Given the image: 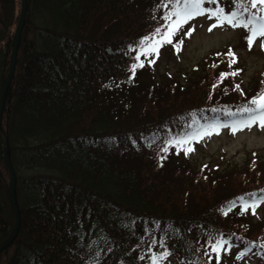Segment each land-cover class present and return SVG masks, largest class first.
Instances as JSON below:
<instances>
[{
    "label": "trees",
    "instance_id": "16d2710c",
    "mask_svg": "<svg viewBox=\"0 0 264 264\" xmlns=\"http://www.w3.org/2000/svg\"><path fill=\"white\" fill-rule=\"evenodd\" d=\"M28 1L3 115L21 226L0 258L12 250L7 264H150L149 254L171 250L185 264H209L201 245L210 233L264 252V231L250 234L240 212V197L264 195V178L233 174L221 188L211 169H167L168 142L191 139L230 105L211 91L161 101L154 83L130 81L133 50L162 23L161 0ZM0 3L1 91L20 9L19 0ZM218 58L217 68L230 59ZM9 182L0 151V243L15 225Z\"/></svg>",
    "mask_w": 264,
    "mask_h": 264
},
{
    "label": "rangeland",
    "instance_id": "374dc122",
    "mask_svg": "<svg viewBox=\"0 0 264 264\" xmlns=\"http://www.w3.org/2000/svg\"><path fill=\"white\" fill-rule=\"evenodd\" d=\"M20 1L18 10L21 7ZM206 5L210 7L208 3ZM162 9L163 7H160V13L163 12L161 15L164 14ZM213 23L215 18L209 19L207 15L196 17L185 24L172 38L173 44L183 40L178 49L173 45L164 44L159 48L158 54H153L147 59L141 55V63L146 69L138 73L141 74L139 79L143 80L142 84L145 87L151 83L158 87L155 91L156 99L169 101L172 95L181 96L192 92H195L194 98H197L201 94L207 96L211 91L214 92L215 101L231 103L233 100L255 94L258 89L264 87V50L261 49L264 37H257L249 50L243 27L232 28L225 24L213 28L210 32L208 29ZM15 26L12 28V35ZM190 28L194 31L190 37H185L184 32ZM2 46L0 44V49ZM228 49H233L235 52L236 68L239 71L235 76L224 78L217 85L218 72L215 71L216 65L212 60L218 57L216 52H225ZM134 52L138 54L137 50ZM148 60H153L154 63L149 64ZM197 65L203 67L202 72L197 70ZM233 71L236 70L231 69L227 73ZM213 83L216 85L213 86ZM237 84L240 88L236 90ZM151 87L150 90L153 89V85ZM186 151H188L187 156ZM170 155L172 159L167 166L170 171H173L174 167L184 168V166L193 172L202 170L208 172L211 169L214 177L216 175L217 179L225 183L220 186L221 188L233 185V174L238 176L247 174L256 179L264 178V129L253 125L251 128H243L234 133L231 127L216 128L211 135H204L200 141L189 143L184 147L175 146ZM253 157L255 160L258 158L256 165L253 164ZM204 165L207 167L204 168ZM215 166H218V169H215ZM243 215L247 218L246 222H250V225L246 224L250 234L264 231V202L256 208V215L252 214V210ZM240 221L245 223L244 219ZM240 250L241 248L235 244H232L228 250H221L220 264H264L263 259L256 253L246 254L242 259L237 260L236 255ZM11 253L12 250L7 255H2L0 264H7L8 255ZM181 261L176 255H171L164 264H184ZM213 261L216 264L215 258Z\"/></svg>",
    "mask_w": 264,
    "mask_h": 264
},
{
    "label": "snow or ice",
    "instance_id": "6c2138e0",
    "mask_svg": "<svg viewBox=\"0 0 264 264\" xmlns=\"http://www.w3.org/2000/svg\"><path fill=\"white\" fill-rule=\"evenodd\" d=\"M205 3L218 4V0H161V7L164 8L162 19L165 21V24L156 27L153 33L145 35L139 40V51L138 54L134 56V61H140L141 55L147 59L153 54H158L159 48L164 44L173 45L174 48L178 49L183 43V40L173 44L172 38L185 24L202 15H207L209 19L215 18V23L209 26L208 30L210 32L213 28L224 26L225 24L232 28L243 27L250 33L246 36L249 50H251L254 40L257 37H264V0H250V7L241 3V0H233V8L229 12H225L222 7H216L215 9L207 8L204 6ZM162 27L164 29L163 31L161 30ZM193 31V28L188 29V31L184 32V36L190 37ZM261 49L264 50V43H262ZM217 55L220 54L218 53ZM225 55L231 58L229 67L236 63L235 54L231 49H228ZM147 62L149 64L154 63L153 60H148ZM143 66V63H132L130 67L132 76H134L136 68ZM238 71L239 70L231 73H221V77L227 75L235 76ZM131 78L132 77H130V79ZM235 87L239 89L240 85L237 84ZM212 111H216V109H212ZM237 112L241 114L243 117L242 119H233L229 124L215 123L202 125L196 132L190 133L189 136L194 139L197 136L211 135L212 132L219 127H231L234 133L243 128H251L253 125H258L264 129V93H258L253 96L247 103L242 105ZM225 114L230 117H235L237 115V113L227 110ZM168 143L171 144L173 141L170 140ZM181 143H183L182 140H176L177 147H179ZM166 150L167 149H165V151ZM188 151H192V149H188ZM188 151L185 152L186 156L188 155ZM262 192H264V190H262ZM249 195L252 197L251 201H245L243 197H240L242 201L241 211L246 212L251 208L252 214L256 215V208L264 202V195L259 198L256 197L255 193H250ZM225 215H227V213H225ZM161 245L163 246V242H161ZM225 246H227V248H225ZM260 246L264 248V244ZM231 247V241H229L223 233L217 235H212L210 233L204 244L201 245L203 255L208 258L209 264H211L213 258H215L216 264H220V250H228ZM197 250L199 251L200 249ZM247 251H250V249L240 250L236 255V259L240 260L245 257ZM213 253H215V257H213ZM169 256L170 253L165 250L160 253L149 254L147 259L150 264H164V261ZM138 258L143 261L146 257L141 255Z\"/></svg>",
    "mask_w": 264,
    "mask_h": 264
},
{
    "label": "water",
    "instance_id": "95a60500",
    "mask_svg": "<svg viewBox=\"0 0 264 264\" xmlns=\"http://www.w3.org/2000/svg\"><path fill=\"white\" fill-rule=\"evenodd\" d=\"M27 14H28V0H22V7H21L20 16H19V21L16 27L13 40H12L10 68H9V72L6 78L3 81V85L0 91V149H1V153L3 155V158L10 172V182H9V187H8V194H9V199L11 201V204H12V207L15 213V225L12 231L10 232V234L8 235V237L0 243V254L14 243L19 233L20 226H21V209H20L18 190H17L18 177H17V173L12 163L10 143H9L8 136H6L7 147L6 149L3 148L2 117L7 107L6 105H7L8 93H9V89L12 84V80H13L15 70H16L17 58L19 54L21 39H22L24 27L26 25V21H27Z\"/></svg>",
    "mask_w": 264,
    "mask_h": 264
}]
</instances>
